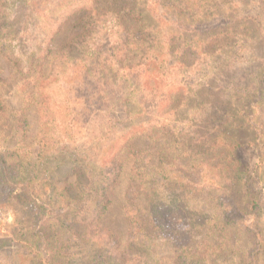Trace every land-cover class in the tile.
Here are the masks:
<instances>
[{"label":"rangeland","instance_id":"rangeland-1","mask_svg":"<svg viewBox=\"0 0 264 264\" xmlns=\"http://www.w3.org/2000/svg\"><path fill=\"white\" fill-rule=\"evenodd\" d=\"M215 1L220 3L223 15L234 14V19L230 21L232 25L236 18L243 17L247 21L256 19V23H252V37L244 39L245 44H234V51L228 55H224L222 51H215L211 55L201 54L202 42L196 40L198 48L193 50V54H186L181 59L180 54H168L173 49L170 45L175 25L160 21L158 30L162 31V38L158 59L161 61L164 55V62L160 63L162 68L158 69L150 59L147 60L145 68L138 73V82L133 84L131 92L129 77L124 71L127 66L133 67L143 58L140 59V54L133 53L134 46L124 44V39L121 38L124 31L119 25L113 27V18L97 17L92 9L95 6L94 0H37L36 6H30L25 0H0V99L5 105L4 113L0 114V151L9 155L13 153V159L5 157V165L17 171L20 164L21 167L24 166L19 161L21 159L29 161L30 168L40 171L42 162L38 157L45 151L59 149L68 153L78 152L90 157L92 170L89 180H93L92 185L95 186L96 181L101 179L99 174L109 170L115 162L119 163L121 170L118 180L108 189L110 203L97 223L101 228L117 233L120 250L132 236L130 217L132 211L138 210L141 222L152 237L149 242L154 249L153 255H157L166 264H171L176 246L153 226L151 215L147 216L144 209L142 195L129 201L130 191L143 177L136 172V165L145 168L152 185L157 187L158 196L165 202L174 198L171 194L173 192L179 195L190 211L218 216L225 211L232 212L233 222L227 227L226 242L231 244L235 240V247L240 251L247 250L249 242L251 244L247 235L242 234L244 230L239 224L242 213L233 209L229 202L231 198H226L224 191L218 187L223 184L227 175L217 174L213 166L215 162L207 166L195 162V159L200 151L196 147L199 135L202 134V139L205 140L209 134L208 129L199 123L203 121L208 124L210 121L205 119H211L216 109H231L232 100L236 103L242 99L239 93H245L258 85L264 66V21L260 22L264 18V8L261 9L259 5L262 0ZM35 7L39 11L34 10ZM85 12L89 13L92 26L84 31L77 26L76 17ZM260 13L263 14L261 18ZM167 14L172 15L170 12ZM216 17H203L202 24L196 27L198 33L204 26L212 28L217 21ZM62 19L63 23L60 24ZM131 24L134 25L133 22ZM179 34L182 37L177 43H181V48H186L183 34L187 33L178 31L174 35L175 40ZM190 34L193 35L191 32ZM200 37L201 35H197V38ZM231 42L233 41L229 40L230 44ZM96 45L103 47L102 59L107 62L104 64L107 74L103 79L98 77L99 80L96 76H86L87 72L82 67L89 57L87 52H92ZM74 46H77L75 52L84 53L81 59L85 58V63L80 57L65 58L68 47ZM50 48L51 52L45 56ZM226 49L225 45L223 51ZM180 60L186 63L189 61L191 65L183 68ZM170 63L172 65L168 67ZM183 77L191 79L188 80V87L191 89L204 87L203 95L190 93L188 88L185 89L182 85L185 80ZM192 84L193 86H189ZM95 87L98 90L102 87L109 90L110 103L98 100L97 103L101 106L95 104ZM258 88H262V85ZM123 94L129 95L132 101L130 105L136 101L139 105H144L146 111L134 119L124 117L126 113L121 110L125 101ZM106 106L108 109H105ZM254 107L253 119L246 118L248 122L241 117V113L230 111V121H241L242 126H231L228 129L233 141L240 143L233 153L238 158L236 163L246 170L244 176L248 175L257 196V211L244 215L245 224L249 227L258 223V219L264 221V166H261L264 157L258 159V142L264 141V96L261 104ZM21 117L24 119L20 121L25 124L17 127L16 123ZM136 153L143 159H138L137 162L134 156ZM224 155L218 156L217 161H222ZM161 156L162 159H159ZM162 161L164 165L157 170L156 164ZM178 164L183 168L178 167ZM226 164L225 160L222 161L218 169L228 166ZM70 166L69 159L60 164L55 174L54 191L60 192L68 184L71 187L75 185L79 174L73 173ZM181 179L182 183L189 184L180 185ZM38 189L45 192V196L50 191L48 184L43 185L42 182ZM52 195L56 197L55 194ZM232 198L239 202L237 195ZM28 205L26 201L14 197L13 193L3 206L0 205V238L8 234L14 219L26 220L29 217L31 209ZM196 216L200 215L195 214L192 218L194 226ZM85 230V227H80L82 233ZM69 234L70 231L66 236ZM7 251L13 252L7 257L10 264H29V260L22 257L18 248L16 251L11 243L1 245L0 259H3ZM261 258L258 259V264H264V258Z\"/></svg>","mask_w":264,"mask_h":264},{"label":"trees","instance_id":"trees-1","mask_svg":"<svg viewBox=\"0 0 264 264\" xmlns=\"http://www.w3.org/2000/svg\"><path fill=\"white\" fill-rule=\"evenodd\" d=\"M25 1L30 6L31 4L33 6L37 5V0ZM94 3L95 6L92 9L97 17L113 18V27L119 25L124 31L121 37L124 39V44L134 46L135 51L133 53L140 54V59L143 58L133 67L131 65L127 66L124 71L127 73L126 76L129 77L131 92L133 91V84L138 82V73L145 68L147 60L150 59L153 64L157 65L158 69L162 68L160 63L164 62V55H162L161 61L158 59L162 38L160 36L162 31L158 30L160 21L172 22L175 25L176 30L172 32L173 42L170 45L173 49H170L168 54H180L181 59L186 54H193V50L198 48L195 45L196 40L202 42L201 54L211 55L215 51L216 53L222 51L224 55H228L234 51L232 48L234 44L238 42L245 44L244 39L252 37V23H256V19L247 21L241 17L236 18L233 22L235 24L232 25L230 21L234 19L232 16L234 14L223 15L220 3L215 0H94ZM259 3L261 9L264 8V0ZM34 10L39 11L36 7ZM75 12L71 11V13ZM168 12L172 15H168ZM210 15L217 16L216 23L213 24L212 28L204 26L201 32L198 33L196 27L202 24L203 17ZM261 15L263 14H259L260 18ZM103 17L101 18L105 19ZM64 19L60 21V24L63 23ZM89 19V13L85 12L76 17V24L82 27L84 31L88 30L89 26H92ZM181 19L186 23H182ZM262 21H264V18L260 20V22ZM194 24L195 26H193ZM184 26L186 27L183 28ZM178 31L179 33L180 31L187 33L183 34V44L186 48H181V43H177L179 38L182 37L181 34H179L177 40L174 39V35ZM197 35H201V37L197 38ZM229 40L233 42L230 44ZM224 43L227 46L225 51H223L225 48ZM76 48L77 46L68 47L65 58L80 57V60L85 63V58L81 59V55L84 53L75 52ZM101 48L103 49L102 46L96 45L95 48H92V52H87L89 57L86 59V65L82 64L85 72H87L85 75L96 76L98 80L99 78L103 79V76L107 74V68L104 66L107 62L102 59L103 52ZM51 50L50 48L45 56ZM89 50L91 51V49ZM239 51L235 50V52ZM179 62L183 68L191 65L189 61L186 63L180 60ZM171 65V63L168 64V67ZM263 68L264 66L258 85L249 88L245 93H239L238 95H242V99H239L236 103L232 100L231 109L228 107L216 109L213 115L210 114L212 115L211 119H205L207 122L210 121L208 124L203 121L199 123V125L201 124V126L208 129L209 134L205 140L202 139V134L199 135L196 145L200 151L195 162H201L207 166L211 162H215L213 166L216 168L217 174L227 175V178L223 179V184L218 185V187L224 191L226 198H231L229 202L234 207L233 209L239 214L242 213L239 217V224L244 230L242 234H246L251 241L247 250L242 249L240 251V249H236L235 240L231 244L226 242L227 227L232 221V212L225 211L218 216L216 214L190 211L179 198V195H175L173 192L171 194L174 198H170L168 202H165L158 196L157 187L152 185L145 168H139L136 165V172L143 175V177L135 188L130 191L129 201L132 202L139 195L144 197V209L148 213L147 216L151 215L153 226L162 234H165L167 238H170L173 245L176 246L175 256L170 261L171 264H258V259L260 257L264 258V221L258 219V223L249 227L245 224L244 219L245 213L257 211L258 209L256 192L251 187L248 175L247 177L244 176L246 170L240 168V165L236 163L238 158L233 154L240 143L233 141L232 134H228V129L231 126L236 128L242 126L241 121H238L239 123L230 121V111L241 113V117L245 119V122H248L246 118L253 119L254 106L261 104L264 96ZM183 79L185 80L182 85L185 86V89L188 88L190 93L203 95L202 88L204 87L191 89L188 87V80L191 79L187 77H183ZM261 85L262 88H258ZM189 86H193V84ZM104 88L106 87H102L100 90L94 88L96 92L94 95L96 101L94 102L98 106H101L97 103L98 100H106L110 103L108 100L109 90ZM130 102L132 101H130L129 95H125V101L121 108L126 113L124 117L134 119L138 114L146 111L144 105H139L136 101L130 105ZM4 107L3 100L0 99V114L4 113ZM105 109H108V107L106 106ZM73 110H76L75 107H73ZM232 116H235V114ZM21 119L24 118L18 119L17 127L20 124H25L24 121H20ZM197 133L199 134V130ZM4 137L6 138V135ZM190 139L192 140V138ZM15 142L17 143V139H15ZM250 142L248 141V143ZM203 147L204 149H202ZM45 152L44 156L38 157V160L42 162L40 171L30 168V162L21 159L19 161L26 167H21L20 164L18 170L14 171L5 165V157L13 159V153L9 155L0 151V205L3 206L8 196L13 193L14 197L29 203L28 206L31 209L26 220L14 219L8 234H4V237L0 238V247L11 243L16 251L18 248L22 257L29 260V264H166L157 258V255H153L154 249L151 248L152 245L149 242L152 237L141 222L138 210L136 212L132 211V217H130V221L132 219V236L128 238L127 245L120 250L117 233L101 228L97 223L110 203L108 189L110 185L115 184L118 180L121 170L119 163L115 162L109 170L99 174L101 179H98L96 185L93 186V180H89L92 170L90 157L78 152H63L59 149ZM204 152L206 153L203 154ZM263 152L264 141L258 142V159L264 157ZM222 155L225 156L222 161L225 160L228 166L218 169V166L222 165V161L218 162L217 157ZM134 156L136 161L143 159L137 153ZM162 157H159V159H162ZM66 159L71 161L70 169L73 170V173L77 172L79 177H77L73 187L68 184L66 188H62V191H54L56 188V171ZM234 163L236 165H232ZM169 164L171 165V163ZM161 165H164V161L156 164L157 170L161 168ZM177 166L180 167L181 165L178 164ZM261 166H264V161L261 162ZM40 182L43 185L47 183L50 188L46 196L45 192L38 189ZM179 184L188 185L189 183H182L181 179ZM180 188L183 187L180 186ZM52 194H55L56 197ZM233 195L239 197V202L232 198ZM195 214L200 216L195 217L196 224L194 226L192 218ZM167 222L173 224L166 225ZM179 225H181V228H179ZM81 226L86 229L83 233L80 231ZM166 230H169V232H166ZM68 231H70V234L66 236ZM196 235H198L197 238ZM11 254H13L12 251H7L0 262L10 264L7 257Z\"/></svg>","mask_w":264,"mask_h":264}]
</instances>
